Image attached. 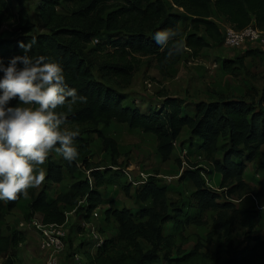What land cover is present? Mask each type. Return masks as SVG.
<instances>
[{"label": "trees", "instance_id": "1", "mask_svg": "<svg viewBox=\"0 0 264 264\" xmlns=\"http://www.w3.org/2000/svg\"><path fill=\"white\" fill-rule=\"evenodd\" d=\"M65 3L73 5L69 14L58 12L57 8ZM39 12L49 32L34 34L25 0H0V58L7 62L22 55L18 43L35 36L37 45L30 55L45 56L63 66L69 87L87 97V103L73 106L71 113L58 109L68 116L67 127L79 129L75 143L80 154L68 164L52 152L42 165L47 168V180L54 184L62 183L66 172L72 174L76 180L68 191L54 197L44 188L32 193L27 202L24 195H18L15 201H0V256H6L3 264H16L15 251L26 242L19 232L6 235L1 228V222L15 209H20L28 222L40 213L45 223L68 222L71 233L79 232L81 241L70 257L72 264L77 253L84 255V264H155L161 259L168 264H251L258 259L264 264V238L255 234L257 211L253 205L237 207L232 200L234 194L247 187L248 163H253L255 173L264 172V156L257 161L264 147V88L259 98L218 93L194 104L177 96H165L158 105L143 109L135 98L98 81L94 72L98 70L103 76L128 85L135 75L138 55L175 65L189 53L182 51L169 58L167 49L151 38L155 31L178 27L182 31L180 39L197 56L205 48L224 44L221 22L243 28L254 21L264 29V0H41ZM12 20L16 30L2 34L4 25ZM94 40L104 41L113 51L105 52L101 44L89 47ZM168 47H172L171 42ZM257 51L250 48L246 54ZM233 63L242 65L243 58L232 63L223 59L222 69L236 73L238 68ZM113 121L153 134L156 155L163 162L174 156L186 128L188 137L180 142L181 151L188 157L203 156L210 168L193 165L177 172L179 184L193 183L194 204L172 200L169 192L175 188L161 181L159 173L149 175L147 181L135 186L133 193L132 183L124 187L137 206L120 207L107 202L100 218L106 225L115 223L117 234L106 237L92 254L90 242L82 241L85 230L80 223L90 221L94 212L106 204L101 189L109 182L111 168L102 169L94 163L90 136L95 134L102 140V149L110 155L112 166L121 169L119 143L108 131ZM177 161L181 164L180 157ZM213 171L222 174L220 189L226 198L207 183L206 173ZM210 210L215 215L205 240H199L190 250L177 246V232L182 233L191 223L200 224L201 220L195 217L201 218ZM238 224L248 229L253 246L237 247ZM69 234L67 248L68 243L73 246ZM212 245L213 250L203 251Z\"/></svg>", "mask_w": 264, "mask_h": 264}, {"label": "rangeland", "instance_id": "2", "mask_svg": "<svg viewBox=\"0 0 264 264\" xmlns=\"http://www.w3.org/2000/svg\"><path fill=\"white\" fill-rule=\"evenodd\" d=\"M25 5L35 26L34 34L49 32L41 21L39 12L41 0H25ZM72 8V4L65 3L57 9L61 14H69ZM14 12H17L16 2H14ZM221 25L223 29L224 22H221ZM15 30L16 25L14 20H12L4 25L1 32L2 34L8 35ZM96 44L104 46L105 52L113 51L111 47L106 46L107 43L99 40H94L89 47L95 46ZM246 51L241 48H230L224 45L211 46L203 49L197 56L191 52L186 53L184 59L175 65L171 63H160L155 57L138 55L137 58L139 61L136 63L135 75L128 85L119 83L116 78L109 79L103 76L98 70H94V72L98 81L105 82L118 91L135 98L136 102L143 109L148 106L158 105L165 96L184 98L191 104L192 101L209 100L215 92H220L224 96H241L248 99L254 96L259 98L264 88V48L258 49L254 55L250 56L246 54ZM192 56H194L196 62L193 65L188 63ZM237 58H243V64L238 65L237 63H233V66L238 68L236 73L227 72L222 69L223 59H229L232 63ZM191 111L194 113L193 108ZM108 131L109 135L119 143L120 156L118 160L122 164L120 165L121 169L112 166L113 162L110 155L104 153L102 149V140L95 134H91L90 136L94 150V163L101 165L102 169L111 168L108 173L110 175L109 182L101 189L105 194L106 204H102L100 210L108 206L107 202H114L120 207L135 208L137 204L134 198L126 194L124 187L132 183L130 192L133 193L137 185L133 183L127 173L131 174L133 180L138 181L141 179L139 176L140 171L148 175L159 173L158 177L161 181L170 183L175 188V190L169 192L172 200H186L189 201V204L196 202L192 199L194 190L193 183L183 182L179 184V175H177V172L178 170L183 171L193 165H202L210 168V165H208L203 156L200 159L195 156L188 157L185 155V151H181L180 142L178 141L175 150L176 156L169 161L163 162L155 154L156 139L153 134L144 133L137 129L131 130L127 125L117 123L116 121L111 123ZM261 151L262 153L257 158L258 162L263 159L264 147ZM56 156L59 155L56 153ZM176 157L181 158V164L177 161ZM41 167L45 172V180L39 187L28 190V195L24 199L25 202L29 201L32 193L40 192L44 188L49 190L55 197L61 192L68 191L73 181L76 180L72 174L66 172L65 179L62 183H51V181L47 180V168L45 166ZM87 174L89 173L87 172ZM247 174L246 189L234 194L232 200L237 207L242 205H253L255 207L259 220L255 234L264 238V210H262L264 209V172L255 173L253 163H248ZM206 176L208 183L220 191L223 198H226V194L220 189L222 174L218 171H213L206 173ZM167 178L172 179L169 181ZM179 185L180 189L177 187ZM180 192L182 193L180 194ZM214 215V211H207L201 218L195 217V220H201L200 224L194 222L187 225L182 233L181 230L178 231V236L176 237L177 246L180 245L183 249L190 250L199 240H205L206 235L212 230V218ZM41 218L39 214L36 215L37 220H41ZM72 219L73 215H70V221ZM93 223L105 237L116 236L117 226L115 223L106 225L100 216L95 217ZM1 228L6 235H10L12 231H17L27 241L22 243L19 249L15 251L16 264L46 263L47 255L40 249L39 235L32 223L26 221L20 209H15L11 212L1 222ZM69 235L72 239L73 246L71 247L68 243V248L63 254L62 261L65 264H72L70 257L77 250L81 241L79 232H70ZM235 236L238 248L243 249L246 246H253V243L250 241L251 235L244 226L240 224L236 226ZM69 240L68 238V242ZM82 241L86 243L90 242L86 231L84 232V240ZM214 247L215 245L211 247L206 246L203 251L207 248L213 250ZM5 258L6 256H0V264L4 263ZM155 264H168V262L161 259ZM251 264H263V261L255 259Z\"/></svg>", "mask_w": 264, "mask_h": 264}, {"label": "clouds", "instance_id": "3", "mask_svg": "<svg viewBox=\"0 0 264 264\" xmlns=\"http://www.w3.org/2000/svg\"><path fill=\"white\" fill-rule=\"evenodd\" d=\"M178 27L155 31L152 39L167 49L169 58L187 51ZM172 47H168L169 43ZM33 36L18 47L22 55L0 58V201H15L45 180L42 165L50 153L72 164L79 158V129L66 126L73 106L87 97L69 87L63 66L56 60L30 53ZM264 210V209H262Z\"/></svg>", "mask_w": 264, "mask_h": 264}, {"label": "built area", "instance_id": "4", "mask_svg": "<svg viewBox=\"0 0 264 264\" xmlns=\"http://www.w3.org/2000/svg\"><path fill=\"white\" fill-rule=\"evenodd\" d=\"M223 29L224 46L230 48H241L244 50H248L250 48H264V29L258 27L254 21L243 28H236L233 24L224 23ZM187 51L191 52V49L187 47ZM188 63L192 65L196 64L195 58L191 57ZM127 174L136 185L144 183L149 177L148 174L140 171L139 176L141 179L136 181L133 180L130 173ZM167 179L170 181L172 178ZM73 214L74 211L69 215ZM31 223L39 235L40 249L47 255L45 264H62V257L67 249L66 240L70 230L67 225L68 222L64 224L45 223L43 221V216L41 220H37L35 216ZM80 225L87 232L88 239L90 240L89 249L91 250V253L95 254L96 250L104 243L106 237L99 231L92 220L81 221ZM73 262L75 264H84V255L82 253H77L73 258Z\"/></svg>", "mask_w": 264, "mask_h": 264}, {"label": "crops", "instance_id": "5", "mask_svg": "<svg viewBox=\"0 0 264 264\" xmlns=\"http://www.w3.org/2000/svg\"><path fill=\"white\" fill-rule=\"evenodd\" d=\"M255 49H257V48H255ZM251 87V86H250ZM218 93H220V92H215V94L214 95H211V98H213V97H215ZM247 95V94H246ZM210 100V99H209ZM196 101H192V103L194 104ZM193 108V107H192ZM194 109V108H193ZM185 134H187V136H185L184 137V135ZM188 137V133H187V131L186 130H184L183 131V133H182V135H181V137H180V139H179V142H181L182 140H184V139H186ZM155 154H156V147H155ZM157 156V155H156ZM174 156H176V152H174ZM173 156V157H174ZM172 157V158H173ZM195 157H198V159H200L201 158V155H199V154H197ZM158 158V157H157ZM159 159V158H158ZM160 160V159H159ZM246 174H247V170H246ZM100 213H101V210H100V208H98L95 212H94V215H93V217H92V221L95 219V217H98V216H100ZM41 217H42V214H40V213H38ZM27 242V241H26ZM44 262V261H43ZM62 264H65V262L64 261H62Z\"/></svg>", "mask_w": 264, "mask_h": 264}]
</instances>
